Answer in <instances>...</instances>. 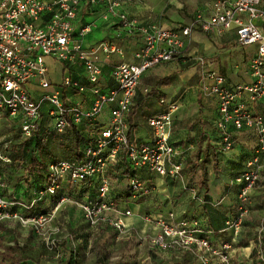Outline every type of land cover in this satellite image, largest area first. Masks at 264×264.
<instances>
[{
  "label": "built area",
  "instance_id": "2783aa9c",
  "mask_svg": "<svg viewBox=\"0 0 264 264\" xmlns=\"http://www.w3.org/2000/svg\"><path fill=\"white\" fill-rule=\"evenodd\" d=\"M132 1L89 0V3H105L112 11ZM80 3L81 0H0V126L5 121L10 122L18 126L23 138L27 139L47 118L49 128L63 133L84 121L94 122L110 107L106 125L96 132L93 141L81 148L77 159L49 165L47 189L31 203L6 199L3 194L8 185L0 175V226L6 221H15L31 234L45 236L51 230L57 210L71 202L80 209L94 235L112 228L119 239L129 236L132 226L127 220L134 213L131 209H122V201L113 195L114 176L128 172L127 195L129 201L137 202L151 194L138 175L140 169H147L160 178L179 181L188 157L184 148L171 141L174 113L178 109L176 103L148 118L151 141L141 142L133 137L127 118L143 75L151 68L171 62L183 49L184 39L194 32L223 36L235 31L239 46L256 47L249 64L252 82L231 87L220 73L203 71L199 86L205 96L217 102L219 116L213 127L221 134L218 153L231 152L235 148L236 138L230 126L256 139L254 155L244 160L246 168L234 178L239 186L238 199L234 213L227 217L224 225L234 239L213 243L208 223L196 216L179 219L177 213L172 212L167 217L150 214L142 217L154 233L147 240L153 252L178 257L190 254L198 264H212L214 258L220 264H235L234 244L243 235L251 194L264 172V0H215L211 15L197 14L188 26L178 30L156 25L139 29L123 18L113 38H122L138 30L143 41L135 54L136 62L122 63L113 70L117 89L107 94L99 87L102 69L98 56L74 40V21ZM44 14H52L51 19L44 27L36 26L35 22ZM98 50L104 54H122V49L112 42L101 44ZM76 57L84 63L90 90L96 97L89 110L79 103H68L62 97L69 89L77 94L87 90L69 76L63 78L62 85L53 93H45L40 99L31 94L32 84L44 91L52 87L47 58L64 63ZM199 63L204 66L205 60L202 58ZM7 147L8 143H0V161L6 164L11 162L5 154ZM66 185L72 194L66 191ZM42 201L56 205L47 213L30 212ZM57 242L56 238H49L47 244L53 249ZM91 245L92 241L88 247Z\"/></svg>",
  "mask_w": 264,
  "mask_h": 264
},
{
  "label": "crops",
  "instance_id": "0c3cea01",
  "mask_svg": "<svg viewBox=\"0 0 264 264\" xmlns=\"http://www.w3.org/2000/svg\"><path fill=\"white\" fill-rule=\"evenodd\" d=\"M214 1L133 0L130 3L123 4L121 7L109 11L105 3L91 5L89 0H81L77 18L74 21V40L81 43L86 51L94 52L98 56V64L102 69L99 87L102 93L107 94L117 89V83L112 76L113 70L122 63L136 62L135 54L138 52L143 41V35L138 30L131 35L125 34L122 38H113V32H119L116 27L123 18L133 22L139 29L156 25L168 30H178L179 28L188 26L197 14L211 15ZM51 17L52 14H44L35 22V25L44 27ZM83 30H86V32L82 33ZM236 40L235 31H230L223 36L194 32L189 38H185L183 49L174 56L171 62L151 68L143 75L131 113L127 118L133 137L141 142H149L152 140V129L147 124L148 118L166 110L169 104L176 103L178 109L174 113L171 141L186 150L188 153L186 162L199 145H202V148H206L207 145L211 146L210 150L216 153V160L218 162L217 170H214L213 165L208 166V187L207 189H201L199 194L209 197L210 204L215 210L210 207H204L187 214V208L194 201L192 199L188 202L184 201L181 203L177 207V210H173V212L177 213L179 219L184 217L185 214L202 217L206 219L205 224L208 223L209 228H212V223V229L215 231H217L215 228L216 222L212 217V213L225 211L224 220H226L225 216L228 210L225 209V205L233 201L232 197H234L231 196L229 185L234 182V178L238 174L244 171L242 163L246 159V156L254 155L253 150L256 145V139L247 132H236L234 127L230 126V131L236 138L235 148L231 152L219 154L217 149L221 134L213 127V123L219 116L217 102L213 98L205 96L199 86L203 71L220 73L227 79V83L231 87L252 82L249 64L255 55L256 47L238 46ZM105 42L115 44L122 49V54H104L101 50H98V47ZM160 47L165 48L163 45ZM202 58L205 60L204 66L199 63V60ZM46 63L48 68L49 64H53L54 66L56 64L60 65V85L63 82V78L69 76L87 87L84 93L79 94L69 89L62 94V97L68 103H79L83 109L89 110L93 106L96 97L90 90L88 73L84 63L78 57L72 62L64 63L47 58ZM49 73H51L50 69ZM32 85L38 87L36 84ZM60 85L55 84L56 89H59ZM162 100L165 101V104H162ZM262 111L264 112V107H262ZM109 115L110 107H107L94 122L84 121L82 123L83 128H81V134L87 139L86 141L95 138V128L106 125ZM186 162L184 171L186 170ZM210 167H212V170H210ZM263 173L259 183L263 180ZM138 175L147 186L151 185V183L157 186L162 185L161 192L157 195L162 196V202L168 201L171 196H174V192L177 189L175 187L180 182L184 183L183 174L182 180L179 181L170 178H160L151 174L147 169H140ZM115 176L113 195L122 196L127 190V182L122 178V175H119L120 178ZM65 188L66 191L69 192L70 190L71 192V188L67 185ZM12 191L10 190L9 196H5L6 199L24 198L29 200L28 203H31L36 199L35 196H37L35 195L36 191L27 189V184H22V187L19 186L14 193ZM145 201L146 199H142L139 202L130 200L126 202L122 201L121 203L122 209H131L134 213L133 217L127 220L132 226V231L137 228L136 222L138 219L139 221L141 219L143 221V218H141L142 213L140 212L146 207ZM55 205L52 202L42 201L36 204L30 212H35L36 214L47 213ZM74 206L71 202L67 204L68 208L74 210L76 214L78 213L77 215L74 213V218L72 219L73 228L77 229V223L79 221L85 223V221L80 209ZM143 222L141 230L144 233L148 227ZM86 226L87 235L77 239L79 241L77 242L76 240V242L81 243L80 245L88 249V243L90 241H92V247L97 240L102 244L103 241L109 239L115 245H119L120 241L129 240V236L124 239H119L116 231L112 228H105L97 235H94L88 225ZM222 235L224 234L222 233ZM222 235L219 237L212 235L211 239L212 241H218ZM249 243L252 244L253 240H250ZM146 248L153 255L162 256V260L170 261V264H198L196 258L190 254L178 257L173 254H157L150 250L148 246ZM239 259L243 260L245 258L240 256ZM27 264L31 263L28 262ZM212 264L220 263L219 260L214 258Z\"/></svg>",
  "mask_w": 264,
  "mask_h": 264
},
{
  "label": "rangeland",
  "instance_id": "374dc122",
  "mask_svg": "<svg viewBox=\"0 0 264 264\" xmlns=\"http://www.w3.org/2000/svg\"><path fill=\"white\" fill-rule=\"evenodd\" d=\"M49 69L51 70L49 79L51 83L54 84H52L51 88L44 91L35 87V85L29 87L31 94L36 99L42 98L45 93H53L57 88L55 84L58 86L60 85V65L56 64L54 66L53 64H49ZM17 129L18 126H13L12 123L7 121L3 122L0 126V143H8L11 148L10 153H14L11 146H17L23 141V136ZM56 136L58 137V135H54L55 138ZM251 157L252 155L246 156V159ZM245 168L244 166V169ZM210 170H212V167H210ZM0 172L5 179L8 180V184L14 187L18 180H20L23 175H26L24 169L18 166V162H15V164L10 167L0 165ZM201 178L200 170L195 176H191L190 172L185 170L183 172L184 183L180 182L179 185L175 187L177 189L174 192V196H171L168 201L163 202L161 199L162 196H157L161 192L160 189H162V185L157 186L154 183L148 185L151 194L143 198L144 200L146 199V207L140 212L142 213L141 218L151 213L154 215L170 214L173 210H177V207L180 206L181 203L184 201L188 202L192 199L194 201L191 206L187 208V214L204 207H210L215 210L210 204V198L203 194H199V183ZM229 187L231 196L234 197H232L233 201L225 205V209H234L235 211L239 187L235 182L231 183ZM67 204L61 206L57 210L55 219L50 224L51 230L45 236H35L31 234L29 230L22 229L15 221L4 222L3 229H1L0 232V261L16 251L12 250V248L16 247V249L19 250L26 246L31 256V260L28 262L31 264H67L70 258H74L76 264H170V261L162 260V256L153 255L146 250V246H148L147 240L153 236L154 233L150 227L143 233V230H141L142 219L140 221L138 219L136 222L137 228L131 231L128 241H120L119 245H115L109 239L103 241L102 244L97 240L91 248L88 249L83 247L80 245L81 243H77L76 240L87 235V224L83 221H79L77 223V229H74L72 219L74 218L73 214H76V212L68 208ZM41 208L43 209V207ZM224 212L225 211L213 212L212 217L216 222V237L224 233L222 237L229 241L233 240L234 237L231 232H224ZM49 238L51 240L53 238L58 240L56 248L52 249L47 244ZM250 240L254 242L246 247L244 242H250ZM260 241L262 244H258ZM238 243L236 242L234 244L236 247V256L233 258L235 264H264V177L262 182L257 184L255 190L251 194L249 212L245 220L243 235L238 238ZM240 256L245 259L240 260Z\"/></svg>",
  "mask_w": 264,
  "mask_h": 264
},
{
  "label": "trees",
  "instance_id": "16d2710c",
  "mask_svg": "<svg viewBox=\"0 0 264 264\" xmlns=\"http://www.w3.org/2000/svg\"><path fill=\"white\" fill-rule=\"evenodd\" d=\"M48 124H49V120L47 118H44L40 124V127L38 128V131L32 137L27 139L23 138V141L20 144H18L17 146H11L14 153H10L11 148L9 145L5 149V154L9 156L11 162L6 164L0 161V165L4 167H10L13 164H15V162H18V166L24 169L26 175H23L20 178V180H18L16 186L14 187L8 184V180H6L5 177L0 172V175L3 177L4 181L8 185V189L4 191L3 194L4 197L10 194L9 193L10 190L11 191L13 190L12 192L14 193L19 186L22 187V184H27V189H33L34 192L36 191L35 195L37 196L40 192H45L48 186L49 165L51 163H56L60 160L77 159L81 148L85 144L93 141L94 139L93 138L90 139L89 141H86L87 139H85L81 134V128H83L82 125L73 126L67 129L66 131H64L63 133H58L53 129L49 128ZM101 127L95 128V132H97ZM17 130L19 133H21L19 128ZM54 135H58V137L56 136L55 138ZM51 137L54 139H52ZM210 149H211L210 145H207L206 148H202V145H199L196 151L192 153V155L186 162V170L190 172L191 176H195L196 173L200 170L202 176L199 183L200 190L207 189L208 187V176H209L208 166L213 165L214 170L215 171L217 170L218 162L216 160V153L214 151H211ZM119 175H122V178L127 182L128 172L119 173L115 177L120 178ZM127 194L128 193L126 191L122 196H116V198L124 202L129 201L130 196H128ZM10 199L15 200V198H10ZM22 199L27 202L29 201L24 198ZM142 199L138 200L137 202L141 201ZM233 213H234V209L228 210L226 212L225 219H227V217ZM150 215H154V214L151 213ZM157 215H162L166 217L169 214L168 215L156 214L154 216ZM188 217L191 216L185 214L184 217L180 219L188 218ZM2 227L3 226L1 225L0 229H3ZM211 227L213 228L212 223H211ZM212 228H210L212 231V235L216 236L217 231H215ZM224 232H227V230H224ZM223 239L225 238L220 237L218 241ZM218 241H213V243H217ZM244 243L246 244V247L250 244L247 241ZM12 250H16V251L9 254L4 260L0 261V264H27L28 261L31 260V256L29 255L28 252L29 250L26 246L20 248L19 250H17L15 247L12 248ZM67 264H76V262L74 258H70Z\"/></svg>",
  "mask_w": 264,
  "mask_h": 264
}]
</instances>
